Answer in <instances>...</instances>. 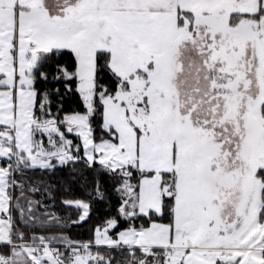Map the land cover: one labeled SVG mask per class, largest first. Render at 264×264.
Instances as JSON below:
<instances>
[{"label":"snow or ice","instance_id":"6c2138e0","mask_svg":"<svg viewBox=\"0 0 264 264\" xmlns=\"http://www.w3.org/2000/svg\"><path fill=\"white\" fill-rule=\"evenodd\" d=\"M0 264H264V0H0Z\"/></svg>","mask_w":264,"mask_h":264},{"label":"trees","instance_id":"16d2710c","mask_svg":"<svg viewBox=\"0 0 264 264\" xmlns=\"http://www.w3.org/2000/svg\"><path fill=\"white\" fill-rule=\"evenodd\" d=\"M63 107L65 111H71L74 108H77L80 104L78 95L76 94H68L63 97ZM63 173L57 172L55 176L53 177L58 178L62 175ZM36 199H39V195L35 197ZM48 203H51V201H48ZM41 211L43 209H40ZM49 211H56L58 214L62 216H67L68 211L67 209L63 208L60 203H59V197H57V203L56 207L54 209H49ZM106 216V205L103 203H99L95 205V210L92 213V219L89 220L87 223H83L80 225H68L65 228V231L73 238L76 240H88L92 237V230L95 227L97 223L100 222L103 218ZM73 218H75L73 214ZM18 226L22 227L19 225V221L17 220ZM52 231H56L53 229Z\"/></svg>","mask_w":264,"mask_h":264}]
</instances>
